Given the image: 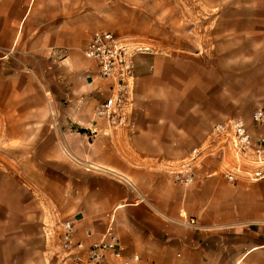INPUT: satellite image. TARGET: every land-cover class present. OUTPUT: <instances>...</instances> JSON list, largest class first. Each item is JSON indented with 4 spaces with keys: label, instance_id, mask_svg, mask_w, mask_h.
Returning <instances> with one entry per match:
<instances>
[{
    "label": "crops",
    "instance_id": "crops-1",
    "mask_svg": "<svg viewBox=\"0 0 264 264\" xmlns=\"http://www.w3.org/2000/svg\"><path fill=\"white\" fill-rule=\"evenodd\" d=\"M91 4L0 0V264H66L60 234L53 252L51 240L67 221L86 248L113 227L141 264H264V180L227 181L231 158L217 155L190 186L170 175L215 125L264 110V1L250 14L203 16L192 46L145 41L151 52L136 59L135 107L120 130L94 118L104 85L93 62L79 86L66 76L52 90L34 75L33 56L65 63L82 46ZM50 95L74 109L57 115Z\"/></svg>",
    "mask_w": 264,
    "mask_h": 264
},
{
    "label": "built area",
    "instance_id": "built-area-1",
    "mask_svg": "<svg viewBox=\"0 0 264 264\" xmlns=\"http://www.w3.org/2000/svg\"><path fill=\"white\" fill-rule=\"evenodd\" d=\"M150 52L151 49L144 43L131 42L110 31L96 32L85 46L84 56L94 63L97 77L104 85L99 91L100 99L94 107L93 115L108 129L129 127L135 107L138 78L136 59ZM214 155L223 159L231 158L232 163L222 171L227 181L264 180V110H256L250 122L243 118H233L215 125L207 145L194 150L170 171L172 179L181 186L192 185L199 164ZM186 223L192 227L197 224L194 219H188ZM60 247L66 264H141L139 255L130 258L125 256V250L113 227L108 228L102 240L86 248L75 239L74 223L64 222Z\"/></svg>",
    "mask_w": 264,
    "mask_h": 264
},
{
    "label": "rangeland",
    "instance_id": "rangeland-1",
    "mask_svg": "<svg viewBox=\"0 0 264 264\" xmlns=\"http://www.w3.org/2000/svg\"><path fill=\"white\" fill-rule=\"evenodd\" d=\"M92 2L90 11H92V19L88 18L85 27L86 39L82 46L71 51L65 56L67 61L61 63L64 58L60 55H36L33 56L35 64L34 75L42 83H50L53 89L58 88V80L68 76L75 86H79L82 80V72L90 63L83 54L86 41L98 31H110L118 37L127 39L131 42L144 43L145 41L162 40L168 47L192 46L190 40H201V32L203 28L202 17L222 15H234L236 9L240 13L250 14L251 4L264 0H87ZM236 4L238 7H236ZM160 18L163 20V28L161 34L156 36L155 26ZM189 18V21L187 20ZM194 20V22H193ZM159 24V23H158ZM160 25V24H159ZM194 29L198 34L194 35L188 31ZM51 110L58 112H71L73 106L66 100H62V105L56 106L55 99L52 95ZM58 108V109H57ZM58 115V113H57ZM57 120V119H56ZM59 121L64 122V118ZM53 127L57 126V122L51 118ZM65 123V122H64ZM58 126L59 123H58ZM66 127L71 128L67 125ZM69 170V169H68ZM73 170V169H72ZM58 183L52 182V193L54 188L58 187ZM69 191L72 184H62ZM55 200L52 198L51 207L54 208ZM74 200H68L65 206L66 211L74 210ZM56 231V230H55ZM58 232L52 234L51 250L53 252L59 242Z\"/></svg>",
    "mask_w": 264,
    "mask_h": 264
},
{
    "label": "trees",
    "instance_id": "trees-1",
    "mask_svg": "<svg viewBox=\"0 0 264 264\" xmlns=\"http://www.w3.org/2000/svg\"><path fill=\"white\" fill-rule=\"evenodd\" d=\"M81 133H83V132H81Z\"/></svg>",
    "mask_w": 264,
    "mask_h": 264
}]
</instances>
